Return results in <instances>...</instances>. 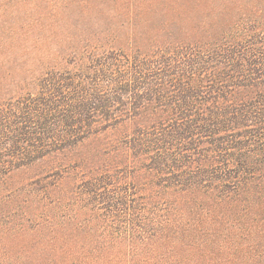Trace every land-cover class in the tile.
Here are the masks:
<instances>
[{"label":"trees","instance_id":"trees-1","mask_svg":"<svg viewBox=\"0 0 264 264\" xmlns=\"http://www.w3.org/2000/svg\"><path fill=\"white\" fill-rule=\"evenodd\" d=\"M166 25L76 47L0 103V264H236L264 207V14Z\"/></svg>","mask_w":264,"mask_h":264},{"label":"rangeland","instance_id":"rangeland-1","mask_svg":"<svg viewBox=\"0 0 264 264\" xmlns=\"http://www.w3.org/2000/svg\"><path fill=\"white\" fill-rule=\"evenodd\" d=\"M241 13L264 14V0H0V103L20 97L46 63L54 58L63 61L76 47L142 46L150 26L161 20L168 28H180V34L198 37L205 34L199 29L220 20H236ZM118 136L108 132L100 137ZM95 147L96 142L89 140L68 155L71 158ZM64 156L13 173L9 184L25 183L67 161ZM240 221L246 231L227 259L236 264H264V207L256 205ZM9 241L2 242L0 234V248L2 243L13 246Z\"/></svg>","mask_w":264,"mask_h":264}]
</instances>
